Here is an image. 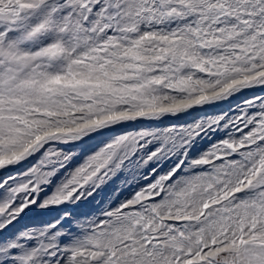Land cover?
Wrapping results in <instances>:
<instances>
[{"label":"snow or ice","instance_id":"6c2138e0","mask_svg":"<svg viewBox=\"0 0 264 264\" xmlns=\"http://www.w3.org/2000/svg\"><path fill=\"white\" fill-rule=\"evenodd\" d=\"M0 264H264V0H0Z\"/></svg>","mask_w":264,"mask_h":264}]
</instances>
